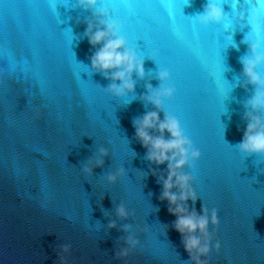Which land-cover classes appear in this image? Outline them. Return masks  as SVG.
Masks as SVG:
<instances>
[{
  "label": "water",
  "instance_id": "1",
  "mask_svg": "<svg viewBox=\"0 0 264 264\" xmlns=\"http://www.w3.org/2000/svg\"><path fill=\"white\" fill-rule=\"evenodd\" d=\"M29 2L0 0V264H192L173 227L176 217L160 199L162 185L151 175L155 166L135 136L133 121L155 111L140 97L148 94L147 84L160 86L144 42L135 47L123 32L142 57L146 77L133 76L136 99L122 106L100 90L111 82L83 66L91 68L94 49L83 34L93 10L63 0L55 13L41 15ZM173 2L167 9L173 20L157 7L145 10L142 24L176 89L166 110L201 152L191 170L200 197L188 207L197 213L204 205L217 209L213 244L218 240L221 249L213 250L209 264H264V157L236 149L246 127L244 105L255 92L252 85L240 86L245 82L240 61L250 55L243 41L251 26L234 23V31L225 29L227 22L201 26L195 18L208 0H189L184 7ZM232 2L222 0L229 18ZM235 2V12L247 17L245 0ZM6 3L17 5L11 15ZM230 39L235 47H225ZM100 147L109 155L86 176L82 166ZM121 167L125 176L107 184L105 176ZM156 171L164 173L166 166ZM120 203L129 219L117 220L110 230L109 217L115 218ZM124 224L139 227L141 246L118 259ZM64 245L70 246L67 252Z\"/></svg>",
  "mask_w": 264,
  "mask_h": 264
},
{
  "label": "clouds",
  "instance_id": "2",
  "mask_svg": "<svg viewBox=\"0 0 264 264\" xmlns=\"http://www.w3.org/2000/svg\"><path fill=\"white\" fill-rule=\"evenodd\" d=\"M106 2V0H105ZM79 8L93 10V19L87 22L84 36L87 38L94 51L90 56L89 69L83 65L85 72H94L102 75L111 83L106 91L111 97L122 101L126 106L131 100L136 99V81L133 76L143 80L146 77L144 62L135 49L130 46L128 39L123 35L124 26L113 18L109 7L101 6L102 0H76ZM189 0H183V7L188 6ZM171 14V13H170ZM226 16L222 10V0H208L203 9V14L195 18L201 26L223 24ZM231 24L245 23L251 26L250 33L243 43L249 45L250 55L241 59L244 83L241 87L247 88L252 85L255 92L244 105L243 119L246 127L243 131V139L236 146V149L245 156L257 155L264 157V16L259 8H253L251 20L244 14H237L229 21ZM235 47L230 39L225 47ZM82 65V64H81ZM158 72L155 74L159 80V88H153L151 84L146 85L147 95L140 99L145 106L151 104L155 111H147L133 121L136 140L145 149V159L155 167L151 175L156 177L162 185L160 199L167 202L168 211L175 216L174 229L181 235L185 251L188 253L192 264H209L208 258L213 250L219 252L221 244L216 240L215 229L219 227L218 212L216 208L204 205L197 213L188 207V202L196 203L200 197L195 188L194 170L195 163L201 159V152L191 139L185 134L180 120L171 111L166 110V102L173 99L176 89L171 83V73L157 63ZM152 73H148L149 78ZM237 83L240 81L237 79ZM231 91V87L222 93L225 96ZM224 111V110H223ZM160 113L164 118L160 119ZM109 155L108 149L100 147L94 158L89 159L83 166L82 172L86 176H93V170L102 167L104 158ZM134 156L135 153H132ZM166 166V172L158 173L156 169ZM190 169L185 172L184 169ZM125 176L121 167L118 170L105 176L109 185L116 184L119 179ZM139 179H145V174L140 173ZM103 198V197H102ZM108 215L107 213H105ZM130 213L124 203L115 208V218L109 217L108 229L118 227L117 220L127 221ZM122 231L127 233L123 240V247L116 252L118 259L126 258L130 252L139 248L140 241L137 238V231L132 225L124 224ZM167 226L162 228L161 234H166ZM69 245H64L62 251L67 252Z\"/></svg>",
  "mask_w": 264,
  "mask_h": 264
},
{
  "label": "snow or ice",
  "instance_id": "3",
  "mask_svg": "<svg viewBox=\"0 0 264 264\" xmlns=\"http://www.w3.org/2000/svg\"><path fill=\"white\" fill-rule=\"evenodd\" d=\"M58 2H63V0H30L28 7L36 10L38 14H43L44 10L53 11L55 13V9L57 7ZM180 4L183 5V0H178ZM65 7L68 5L65 3ZM101 6H107L110 8L113 18L121 22L124 26V31L128 33V38L132 41V43L136 47L137 41H143L145 45V54L149 59L153 60L155 63L159 65L161 62L162 52H157L152 49L151 42L146 34V30L142 24V17L147 9H155L157 7L164 9L165 14L168 16L169 20H173L172 14L167 12V9L174 6L173 0H102ZM5 9H10L8 12L10 15L17 5L6 3L3 5ZM231 7L233 8V17L234 18L237 13L235 9L237 4L235 0H233ZM245 9L248 15V19L251 20L252 10L253 8H259L261 11V15L264 16V0H245L244 4L241 5ZM180 16H183L182 12H180ZM231 18L226 16L225 29L235 30L234 24H231ZM9 65L11 68L15 67L14 60L9 57Z\"/></svg>",
  "mask_w": 264,
  "mask_h": 264
}]
</instances>
